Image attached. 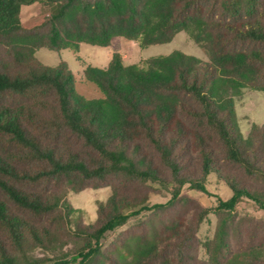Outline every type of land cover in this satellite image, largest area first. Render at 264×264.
Segmentation results:
<instances>
[{"label": "trees", "instance_id": "16d2710c", "mask_svg": "<svg viewBox=\"0 0 264 264\" xmlns=\"http://www.w3.org/2000/svg\"><path fill=\"white\" fill-rule=\"evenodd\" d=\"M42 2L47 15L23 22L24 6ZM263 0H0V264H264V246L234 252L237 205L251 199L264 210V190L247 187L224 164L264 181V125L244 138L233 97L264 91ZM188 33L209 59L174 51L127 64L113 54L84 79L101 94L76 90L65 62L48 67L36 50L109 47L116 37L141 48ZM220 153V155H219ZM216 175L232 192L218 200L219 224L197 256V233L210 210L191 196L207 193ZM37 187L31 190L28 187ZM111 187L97 219L72 226L75 209L64 192ZM167 203L149 205L153 188ZM148 189L142 191V189ZM173 211V213H171ZM188 211V210H187ZM149 212L139 231L103 239ZM74 248L66 250L68 244ZM36 250L42 255L36 256Z\"/></svg>", "mask_w": 264, "mask_h": 264}, {"label": "rangeland", "instance_id": "374dc122", "mask_svg": "<svg viewBox=\"0 0 264 264\" xmlns=\"http://www.w3.org/2000/svg\"><path fill=\"white\" fill-rule=\"evenodd\" d=\"M264 1V0H263ZM264 10V6L261 7ZM49 8L42 2L24 6L21 11V20L25 23L32 22L47 15ZM235 49L242 50H264V44L251 42H239ZM174 51H181L187 55H192L204 62H209L206 53L196 45L189 37L188 33L180 32L172 42L161 45H152L147 48H141L136 41H131L123 37L113 39L109 47H98L89 44H81L79 52L71 50L51 51L46 48L36 50L35 58L41 64L48 67H57L60 62H65L72 71L76 90L82 96L88 99L101 98L98 90L84 79L83 71L87 66L106 67L113 54L119 53L125 63H139L145 59L170 55ZM236 122L244 138H247L250 130L264 125V91L250 88L242 89L237 96L233 97ZM220 155V153H219ZM225 167L235 173L238 178L247 186L253 189H263L264 181L255 177H248L243 174L239 168L224 164ZM207 193H199L189 190L188 187L182 189V194L191 196L194 202L188 203V211L183 210V215L193 213L194 205L198 204L204 209L210 210L208 215L201 222L197 233V256L201 261H209V252L206 244L210 243L216 236L219 224V215L215 213V207L218 200H229L232 192L223 181L216 175H210L207 179ZM35 190L37 187H28ZM51 191L64 192V199L75 209L72 216V226L77 222L84 225H90L97 219V208L99 202H106L112 195L111 187H102L98 189L87 188L79 192L63 190L61 188L50 186ZM148 189H142L146 191ZM149 205L167 203L171 199L169 191L153 188L150 190ZM173 213V211L171 212ZM149 212H144L136 218H132L127 224L108 232L104 239V247L111 245L120 235L130 231H139L140 224L149 217ZM231 245L234 252L249 249L253 246H264V210L259 205L248 198H243L237 205L235 218L231 228ZM74 248L73 244H68L66 250ZM36 256L42 255V251L36 250Z\"/></svg>", "mask_w": 264, "mask_h": 264}, {"label": "crops", "instance_id": "0c3cea01", "mask_svg": "<svg viewBox=\"0 0 264 264\" xmlns=\"http://www.w3.org/2000/svg\"><path fill=\"white\" fill-rule=\"evenodd\" d=\"M104 68V67H103Z\"/></svg>", "mask_w": 264, "mask_h": 264}]
</instances>
